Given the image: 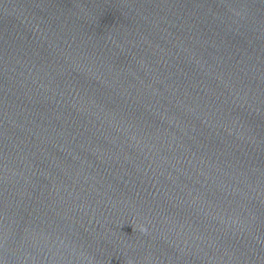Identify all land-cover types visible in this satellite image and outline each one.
Returning <instances> with one entry per match:
<instances>
[{
    "label": "water",
    "instance_id": "obj_1",
    "mask_svg": "<svg viewBox=\"0 0 264 264\" xmlns=\"http://www.w3.org/2000/svg\"><path fill=\"white\" fill-rule=\"evenodd\" d=\"M129 260L264 264V0H0V264Z\"/></svg>",
    "mask_w": 264,
    "mask_h": 264
},
{
    "label": "clouds",
    "instance_id": "obj_2",
    "mask_svg": "<svg viewBox=\"0 0 264 264\" xmlns=\"http://www.w3.org/2000/svg\"><path fill=\"white\" fill-rule=\"evenodd\" d=\"M143 232H147V228L144 226L143 228ZM128 264H133V262L131 260L128 261Z\"/></svg>",
    "mask_w": 264,
    "mask_h": 264
}]
</instances>
